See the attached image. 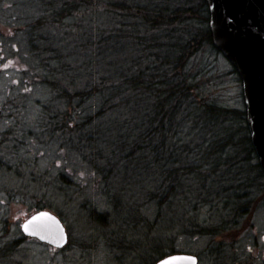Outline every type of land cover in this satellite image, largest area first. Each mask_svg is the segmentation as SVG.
<instances>
[{"label": "rangeland", "instance_id": "1", "mask_svg": "<svg viewBox=\"0 0 264 264\" xmlns=\"http://www.w3.org/2000/svg\"><path fill=\"white\" fill-rule=\"evenodd\" d=\"M42 12L39 0H0V264H152L171 251H197L206 264L214 261L215 251L211 253V248L220 239L218 233L227 228L225 236L231 242L227 244L231 251H223L221 264H264L263 182L250 188L258 199L256 210L248 216L240 215L234 223L235 214L226 224L223 203L232 197L220 198L216 189L208 192L203 176L199 183L195 180L197 173H185L183 194L160 204L155 188L149 191L155 196L148 200L146 191L131 187L135 172L128 171L133 169L129 164L125 166L121 161L116 167L119 171L111 170L109 180L103 178L97 166H103L112 157L109 149L103 155H95L75 132L69 136L70 129L97 113L102 94L83 100L75 98L66 104L52 96L46 79H74L76 90L89 85L88 63L95 58L94 48L87 47L88 37L94 36L98 26L107 20L94 9L82 8L77 15L59 21L63 30H69L62 35L53 32L47 27L48 20H44L46 26L39 33L46 39L36 43L41 48L63 49L64 56L58 59L57 51L51 48L44 50L42 60L31 39V30ZM78 23L80 26H75ZM191 65L205 74H201L204 96L223 108L245 111L242 81L222 54L206 48ZM121 112L105 113L90 128L115 129L111 120L127 117ZM66 113L74 122H58L59 128L52 130L50 119L57 115L62 121ZM243 125L234 123L232 127L237 130ZM239 136L245 140V133ZM229 148L228 154L240 155L241 147ZM195 159L191 156L189 163L198 165ZM233 161L232 167L236 165L247 176L251 174L247 162L240 157ZM224 164L221 163L222 168L226 169L229 165ZM61 175L69 178L70 183L61 180ZM83 205L95 206L102 213L111 212L112 222L104 226L90 221ZM132 208L136 209L137 220L132 216ZM40 209L62 219L69 236L63 251L25 239L21 224ZM196 220L200 223L196 224ZM192 226L208 227L212 233H192Z\"/></svg>", "mask_w": 264, "mask_h": 264}, {"label": "trees", "instance_id": "2", "mask_svg": "<svg viewBox=\"0 0 264 264\" xmlns=\"http://www.w3.org/2000/svg\"><path fill=\"white\" fill-rule=\"evenodd\" d=\"M39 1L43 12L31 30V39L34 51L40 52L42 60L45 59L44 50L51 48L57 51L58 59L64 56L63 49L41 48L36 43L46 39L39 33V29L46 26L44 20H48L47 27L61 35L69 30H63L59 21L77 15L82 8L94 9L107 20L106 24L98 26L94 36L88 37L87 47L94 48L95 58L94 62L88 63L89 85L76 90L74 79L69 82L46 79L51 85L52 96L66 104L75 98L83 100L102 94L97 113L70 129L69 136L75 132L95 155H103L104 150L109 149L112 157L103 166H97L104 179H110L111 170H117L121 161L125 166L129 164L133 169L128 171L135 172L131 187L146 191L148 200L155 195V198H161L162 202L158 204L183 194L185 173H197V183L203 176L204 188L208 192L216 189L217 196L219 188L220 192L227 187L257 188L259 181L264 185V175L250 140L246 111L223 108L204 96L203 70L197 71L191 65L200 51L206 48L218 51L212 43L205 0ZM53 32L49 34L54 35ZM82 73L86 75L85 71ZM119 111L127 117L111 120L115 129L100 128L101 131H97L90 128L105 113L118 114ZM62 117V121L57 115L50 119L52 130L59 128L58 122L72 120L68 114ZM234 123L244 125L234 130ZM242 132L245 140L239 136ZM230 146L241 147L240 155L228 154ZM191 156L197 158L198 165L189 163ZM235 157L249 164V176L236 165L232 167ZM223 162L230 167L223 169ZM59 177L70 183L66 176ZM154 188L155 195L149 192ZM83 207L87 208V205ZM87 210L90 221L104 226L112 222L111 212H99L95 206ZM131 210L136 218V209ZM199 223L196 220V224ZM174 253L177 251L163 253L159 259Z\"/></svg>", "mask_w": 264, "mask_h": 264}, {"label": "water", "instance_id": "3", "mask_svg": "<svg viewBox=\"0 0 264 264\" xmlns=\"http://www.w3.org/2000/svg\"><path fill=\"white\" fill-rule=\"evenodd\" d=\"M209 9V26L212 43L238 71L243 86L246 120L250 138L264 172V0H205ZM47 213L52 221H38V234L25 231L24 225L33 217ZM51 226L63 230H45ZM22 232L55 247L68 243V232L62 220L48 210H40L27 218L21 225ZM41 236H44L42 239ZM197 264V258L190 254L168 255L156 264Z\"/></svg>", "mask_w": 264, "mask_h": 264}, {"label": "flooded vegetation", "instance_id": "4", "mask_svg": "<svg viewBox=\"0 0 264 264\" xmlns=\"http://www.w3.org/2000/svg\"><path fill=\"white\" fill-rule=\"evenodd\" d=\"M257 160H258V157H257ZM227 188L223 192L221 191L222 194H219V196H218L220 198L222 196H226V195L232 197L230 199L225 200L224 203H223V207L225 205V208H226V211L224 213L225 216H226V220L224 222H226V224H228L227 220L232 219L235 214H236V216H235V218H236L235 220L236 221H233L234 223L238 222L240 220L239 219L240 215L241 216H248V215H250L251 213H253L256 210V208L258 207V199L253 197L254 190L242 189V188H239V189H230V188L227 189ZM40 210H42V209H40ZM37 211H39V210H37ZM37 211L33 212L31 215H33ZM191 225H193V224H191ZM229 225H231V221H229ZM229 225H227V226L229 227ZM198 227L192 226L191 232L192 233L208 232L209 234L212 233L211 229L208 231V227L202 226V227H200V229ZM227 229L224 232L222 230L220 233H218V238L220 236V239L215 240L216 242H214L213 247L211 248V251H210L211 253L213 251H215L214 253H212V255L214 256V261L215 262L213 260L207 259L205 261L207 262L209 260V262H207L206 264H221V262H222V260L224 258L223 251L226 248L228 249L227 253L231 251L229 249L230 245H227L228 243H231V242L228 241L227 234L225 236V233L227 232ZM24 237L28 241L36 242V243H39L41 245L47 246L49 249H52L54 251H63L66 248V246H67V245H65L63 247H55V246H53L51 244L42 242L41 240H39L38 238L33 237V236L25 235ZM19 241H20V239L15 240L14 242L17 244ZM224 244H225V247H224ZM188 253H190V254H192V255L197 257V260H198L197 264H204L205 263V262H201V258H200L201 255H200L199 252L192 251V252H188ZM216 253H220L221 255L219 256ZM227 253H225V254H227ZM219 257H220V259H219ZM209 258H211V256Z\"/></svg>", "mask_w": 264, "mask_h": 264}, {"label": "snow or ice", "instance_id": "5", "mask_svg": "<svg viewBox=\"0 0 264 264\" xmlns=\"http://www.w3.org/2000/svg\"><path fill=\"white\" fill-rule=\"evenodd\" d=\"M42 219H46L49 221H52L53 224H55L54 218L48 216L47 213L42 214V216L40 217H33L32 220H30L27 224L24 225V229L25 231H30V234H38V229L41 228L40 225H38V221L42 220ZM45 230H47L48 232L52 233L53 231H58L60 233V238H63V230L59 229L58 227L54 230L51 226H46ZM41 238L43 239L44 236H41ZM165 264H173L172 261H168L165 262Z\"/></svg>", "mask_w": 264, "mask_h": 264}]
</instances>
